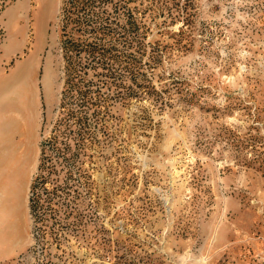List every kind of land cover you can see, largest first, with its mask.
Instances as JSON below:
<instances>
[{
    "label": "rangeland",
    "instance_id": "374dc122",
    "mask_svg": "<svg viewBox=\"0 0 264 264\" xmlns=\"http://www.w3.org/2000/svg\"><path fill=\"white\" fill-rule=\"evenodd\" d=\"M63 1L0 0V108L34 148L27 202L58 117ZM101 6L109 68L122 55L138 73L123 94L111 84L105 127L78 157L76 225L55 224L42 246L21 180L7 196L0 173V264H264V0Z\"/></svg>",
    "mask_w": 264,
    "mask_h": 264
},
{
    "label": "trees",
    "instance_id": "16d2710c",
    "mask_svg": "<svg viewBox=\"0 0 264 264\" xmlns=\"http://www.w3.org/2000/svg\"><path fill=\"white\" fill-rule=\"evenodd\" d=\"M102 2L64 0L61 7L65 65L58 117L39 143L37 172L29 185L27 203L34 237L42 246L55 224H77L83 185L78 157L94 131L105 127L104 108L107 95L112 93L108 92L111 84L116 94H123V75L138 73L135 63L122 55L120 69L109 68L110 50L102 41L109 22ZM88 68L93 69L94 77L85 78Z\"/></svg>",
    "mask_w": 264,
    "mask_h": 264
},
{
    "label": "crops",
    "instance_id": "0c3cea01",
    "mask_svg": "<svg viewBox=\"0 0 264 264\" xmlns=\"http://www.w3.org/2000/svg\"><path fill=\"white\" fill-rule=\"evenodd\" d=\"M25 128H18V118L0 108V173L6 181L5 194L12 195L10 181L21 180L18 195H22L23 213L28 212L27 188L29 179V164L34 165L33 145L29 151V143H21L19 134L25 133ZM3 190V184H1ZM0 190V192L2 191Z\"/></svg>",
    "mask_w": 264,
    "mask_h": 264
},
{
    "label": "bare ground",
    "instance_id": "6f19581e",
    "mask_svg": "<svg viewBox=\"0 0 264 264\" xmlns=\"http://www.w3.org/2000/svg\"><path fill=\"white\" fill-rule=\"evenodd\" d=\"M21 69H22V67H21ZM21 69H19L15 74H13V76H12V81L16 84V88H15V92L17 91L18 92V95H20L21 93V90H22V88H21V79H22V75H23V69L21 70ZM3 80H5V79H3ZM3 80H2V83H3ZM5 83V82H4ZM14 93V92H13ZM6 94V93H5ZM1 95V94H0ZM6 96H7V94H6ZM5 96V97H6ZM17 96V95H16ZM22 98V97H21ZM7 99V98H6ZM21 101V100H20Z\"/></svg>",
    "mask_w": 264,
    "mask_h": 264
}]
</instances>
